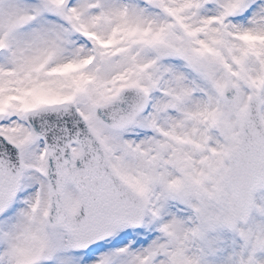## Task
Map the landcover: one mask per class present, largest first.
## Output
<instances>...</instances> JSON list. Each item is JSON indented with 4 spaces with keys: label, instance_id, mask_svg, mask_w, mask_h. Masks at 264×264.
I'll use <instances>...</instances> for the list:
<instances>
[{
    "label": "snow or ice",
    "instance_id": "1",
    "mask_svg": "<svg viewBox=\"0 0 264 264\" xmlns=\"http://www.w3.org/2000/svg\"><path fill=\"white\" fill-rule=\"evenodd\" d=\"M0 264H264V0H0Z\"/></svg>",
    "mask_w": 264,
    "mask_h": 264
}]
</instances>
